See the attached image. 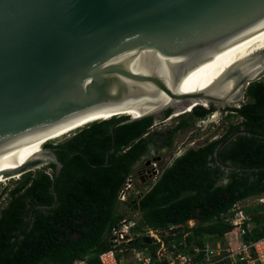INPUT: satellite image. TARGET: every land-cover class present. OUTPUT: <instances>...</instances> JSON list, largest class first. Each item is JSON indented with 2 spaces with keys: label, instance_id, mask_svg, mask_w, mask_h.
<instances>
[{
  "label": "water",
  "instance_id": "1",
  "mask_svg": "<svg viewBox=\"0 0 264 264\" xmlns=\"http://www.w3.org/2000/svg\"><path fill=\"white\" fill-rule=\"evenodd\" d=\"M263 34L264 0H0V179L54 163L56 202L63 163L31 151L40 139L103 114L137 111L114 138L168 109L240 106L264 77V44L231 57ZM242 134L264 138L245 127L224 138L215 160L227 171L253 169L220 156Z\"/></svg>",
  "mask_w": 264,
  "mask_h": 264
},
{
  "label": "trees",
  "instance_id": "2",
  "mask_svg": "<svg viewBox=\"0 0 264 264\" xmlns=\"http://www.w3.org/2000/svg\"><path fill=\"white\" fill-rule=\"evenodd\" d=\"M215 109L214 103L197 105L183 114L171 130L172 138L178 129L189 128ZM224 111H229L228 118L241 119L231 123L221 137L190 148L151 188L126 203L140 215L134 231L152 227L163 233L177 226L173 232L178 236L190 232L188 241L201 242L207 234L223 235L232 228L220 218L222 213L240 200L264 193V138L238 135L221 151L224 162L253 169L226 171L215 160L217 146L233 131L245 127L264 132V79L248 86L247 99L240 107L227 106ZM128 117L93 121L64 140L45 145L63 163L55 184L56 202L54 163L28 171L14 187L4 188L8 200L0 208V264H71L84 256L89 264H102L99 256L112 247L113 228L126 218L119 211V190L151 141L143 135L153 125L154 116L117 126L113 138V124ZM246 210L256 214L253 233L247 239L263 237L264 204ZM190 219L197 221L192 227L187 223ZM140 244L146 243L138 239L132 246Z\"/></svg>",
  "mask_w": 264,
  "mask_h": 264
},
{
  "label": "built area",
  "instance_id": "3",
  "mask_svg": "<svg viewBox=\"0 0 264 264\" xmlns=\"http://www.w3.org/2000/svg\"><path fill=\"white\" fill-rule=\"evenodd\" d=\"M213 114L198 119L196 125L202 129L211 121ZM141 194L132 177L127 178L124 186L119 190L118 199L122 203ZM264 202V197H260ZM243 199L235 203L227 213L220 218L231 223L232 228L223 235L208 234L201 242L187 240L190 232L178 236L173 232L177 226L168 230H156L146 227L134 231L135 221L128 223L123 219L114 227L111 233L113 247L100 254L102 264H264V236L258 239L248 238L253 233L254 222L246 208L251 206L242 204ZM194 220H189L193 223ZM193 225V224H192ZM190 225V226H192ZM179 230V229H178ZM171 238L166 239V237ZM148 236L155 241L146 243L144 247H133V240ZM71 264H89L88 257L76 259Z\"/></svg>",
  "mask_w": 264,
  "mask_h": 264
},
{
  "label": "flooded vegetation",
  "instance_id": "4",
  "mask_svg": "<svg viewBox=\"0 0 264 264\" xmlns=\"http://www.w3.org/2000/svg\"><path fill=\"white\" fill-rule=\"evenodd\" d=\"M215 106H216L215 110L220 111V113L224 111L225 108L227 107V106L225 107L218 106L216 104ZM187 111H190V110H187ZM172 113H173L172 110L168 115H166L165 113L164 114L165 116L159 122H155L156 120L154 118L153 125L143 135L144 138H150L151 141L148 145V149L136 162V164L134 165V170L128 176V178L132 177V180L134 181V184L136 187L138 183L141 186H149L145 191L143 189H140L141 187H137L141 190L142 192L141 194H144L149 188H151L152 185H154L159 180V178L163 175V173L174 164L175 160L178 157L183 155L190 148H195V146H191V145H194L197 143V141L195 140L196 138H193V139H190L189 141L191 145L188 144L186 148H183V149L181 148V144H178V138L176 137L179 136L182 131H185V129H178L172 138L171 130L177 127V125L181 122L182 118L184 117L183 115L178 116L179 113L174 114V115ZM174 116L176 118H174L175 120L172 121ZM168 120H171V121L166 122ZM186 129H189V128H186ZM157 131H162L163 135L158 136L157 134H155ZM194 132H195L194 129H192L188 138L192 136ZM217 138L215 137L213 139H210L209 141L215 140ZM171 140H172V143L169 145L168 142H170ZM183 143H185V141H183ZM176 147H178L176 153L173 156L169 157L168 162L166 161L165 164H163V160H164L163 156L167 153H170L172 150H175ZM222 182L226 183L227 179H224Z\"/></svg>",
  "mask_w": 264,
  "mask_h": 264
},
{
  "label": "rangeland",
  "instance_id": "5",
  "mask_svg": "<svg viewBox=\"0 0 264 264\" xmlns=\"http://www.w3.org/2000/svg\"><path fill=\"white\" fill-rule=\"evenodd\" d=\"M262 79H264V77ZM228 114H229V111H222L221 113H217V115L215 116L216 118H212L213 120L211 119V121L207 125H205V128H202V129H200L196 124L190 126L189 129H185V131H182L180 133V135L176 137V138H178V144H181V148L183 149V148H186L188 146V144L191 145L189 143L190 139L196 138L195 140L197 141V143L194 145H191V146H195V148H198L199 145L200 146L204 145L210 139H213L215 137L217 138V137L221 136L222 134H224L225 130L227 129L228 126H230L231 123H237L241 119L240 117H237V116H232V117L228 118ZM118 116H121V115H118ZM174 118H176V117L174 116L172 121L175 120ZM170 121L171 120H168L166 122H170ZM192 129H194L195 132L192 136H190L188 138ZM75 131H77V130H74L67 135H63L60 138L53 139L52 141L51 140L50 141L52 143H58V142L64 140L65 138H68L69 136L73 135L75 133ZM183 141H185V143H183ZM177 149H178V147H176L175 150H172L170 153H167L163 156L164 157L163 164H165L166 161L168 162L169 157L173 156L176 153ZM166 158H168V159H166ZM45 166H42L40 168H44ZM35 169H38V168L31 167V168L27 169L25 171V173L28 172L29 170L35 171ZM47 170L50 171V169H47ZM18 176H13L11 178L3 180L2 182L0 181V194L2 193V197L0 199V208L8 200L7 199L8 191H5V193H4L3 192L4 188L5 187H8V188L14 187L16 185V183L20 180V177L22 175H18ZM137 187H141L140 189H143L145 191L149 186H141L138 183ZM260 197H264V194H262L260 196L250 197L247 200L242 201V204H246L249 206L264 204L260 201L261 200ZM119 211L124 212L128 219H131V220L133 219L134 221H135V218L138 219L140 217L139 213L137 211H134L133 209L129 208V206L127 204H125V205L121 204ZM250 215H251L252 221H253V218L256 214L252 212V213H250ZM131 220L128 221V223H130ZM196 222L197 221L195 220V221H193L192 224L194 225ZM134 224L135 225H133V227L139 226L138 221H135ZM192 224L188 222V226H190ZM136 231L138 233H141L137 229H136ZM145 238L146 237L144 236V239ZM141 242L145 244V242H143V241H141ZM136 247H144V246H143V244H140V246H136Z\"/></svg>",
  "mask_w": 264,
  "mask_h": 264
},
{
  "label": "bare ground",
  "instance_id": "6",
  "mask_svg": "<svg viewBox=\"0 0 264 264\" xmlns=\"http://www.w3.org/2000/svg\"><path fill=\"white\" fill-rule=\"evenodd\" d=\"M260 43H262V44H264V34L263 35H261V36H259V37H257V38H255V39H253L252 41H250V42H248L247 44H245L244 46H242L241 48H239L238 50H236L234 53H233V55H232V57H231V65L234 63V62H236L237 60H239V59H241V58H243L244 56H246L251 50H252V48L254 47V46H256L257 44H260ZM243 104V103H242ZM241 104V105H242ZM240 105V106H241ZM188 110H192V109H188ZM133 111V112H132ZM136 110H130V112L129 111H124V112H120V113H118V114H112V115H107V114H103V115H101V116H99V117H95V119H90L89 121H87V122H84V123H81V124H78V125H76V126H74V127H71V128H69V129H67V130H64V131H62V132H56L55 134L53 133V134H50V135H48V137H44V138H42V139H40L38 142H36L33 146H32V148H31V151L35 154V155H39V156H41V157H44L43 155H42V148H43V144L45 143V142H49L50 140H53V139H57V138H60L61 136H63V135H67V134H69L70 132H72V131H74V130H77V129H79L80 127H83V126H85L86 124H88V123H90V122H93V121H96V120H101V119H109V118H111V117H113V116H118V115H123V114H127V113H132V114H136ZM132 114H129V115H132ZM178 114V113H177ZM174 115V114H173ZM217 115V113H215L214 115H213V118H216L215 116ZM213 120V119H212ZM18 175H21V174H17L16 176H18ZM8 178H11V177H8ZM8 178H2V179H0V181L2 182L3 180H6V179H8Z\"/></svg>",
  "mask_w": 264,
  "mask_h": 264
},
{
  "label": "clouds",
  "instance_id": "7",
  "mask_svg": "<svg viewBox=\"0 0 264 264\" xmlns=\"http://www.w3.org/2000/svg\"><path fill=\"white\" fill-rule=\"evenodd\" d=\"M209 105H210V104H209ZM209 105H205V107H209ZM203 106H204V105H203ZM238 107H240V106H238ZM188 112H191V111H185V112L179 113L178 116H181V115L186 114V113H188ZM213 113H220V111L215 110V111H213V112L210 113V114H213ZM210 114H208V115H210ZM123 115H128V114H123ZM208 115H207V116H208ZM128 116H129V115H128ZM205 117H206V116H205ZM202 118H204V117H202ZM198 119H201V118H198ZM198 119H197V120H198ZM197 120H196V121H197ZM196 121H195V123H196ZM209 122H210V121H209ZM209 122H208V123H209ZM90 123H91V122H90ZM195 123H194V124H195ZM208 123H207V124H208ZM88 124H89V123H88ZM207 124H206V125H207ZM86 125H87V124H86ZM80 128H81V127H80ZM49 142H51V141H49ZM47 143H48V142H46L45 144H43V146H45ZM47 165H48V164H47ZM38 169H40V167H39ZM29 171H30V170H29ZM23 174H24V173H23ZM21 175H22V174H21ZM18 177H19V176H18ZM127 178H128V177H127ZM126 180H127V179H126ZM123 186H124V184H123ZM141 193H142V192H141ZM141 195H142V194H139L138 196H135V197H133V198H131V199H137V198H139ZM250 197H251V196H250ZM250 197H248V198H250ZM131 199H130V200H131ZM118 200H119V199H118ZM130 200H128V201H130ZM128 201H127V202H128ZM119 202H120L121 204H124V205L127 203V202L122 203L121 201H119ZM262 203H264V202H262ZM259 205H261V204H259ZM125 219L128 220V221L131 220V219H128L127 216H126ZM190 220H194V221H195V219H190ZM131 221H134V220L132 219ZM135 221H137L136 218H135ZM120 223H121V222H120ZM120 223H119V224H120ZM187 223H188V222H187ZM119 224H118V225H119ZM118 225H117V226H118ZM192 226H193V225H192ZM192 226H190V227H192ZM181 230H182V229H181ZM179 231H180V230H179ZM207 235H208V234H207ZM207 235H205L204 237H206ZM213 235H214V234H213ZM146 237H147V236H146ZM138 239H139L140 241H143V242L147 243V242L145 241L144 238H137V239L133 240V243H132V244L136 243V242L138 241ZM110 241L112 242V240H111V234H110ZM112 247H113V242H112ZM112 247H111V248H112Z\"/></svg>",
  "mask_w": 264,
  "mask_h": 264
},
{
  "label": "crops",
  "instance_id": "8",
  "mask_svg": "<svg viewBox=\"0 0 264 264\" xmlns=\"http://www.w3.org/2000/svg\"><path fill=\"white\" fill-rule=\"evenodd\" d=\"M264 194V193H263ZM260 195H262V194H259V195H254V196H260ZM251 197H253V196H251Z\"/></svg>",
  "mask_w": 264,
  "mask_h": 264
}]
</instances>
